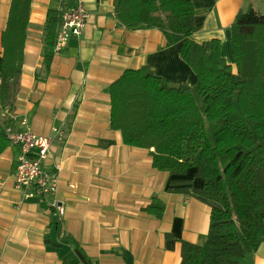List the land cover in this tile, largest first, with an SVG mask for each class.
<instances>
[{
  "label": "crops",
  "instance_id": "obj_1",
  "mask_svg": "<svg viewBox=\"0 0 264 264\" xmlns=\"http://www.w3.org/2000/svg\"><path fill=\"white\" fill-rule=\"evenodd\" d=\"M78 0H32L23 63L14 92L13 128L26 120L36 135L54 139L43 169L58 167L56 194L21 201L14 188L20 149L0 156V264H180V245L201 246L207 239L210 208L183 190H200L195 169L170 175L152 167L151 153L123 144L110 129L109 87L127 70L151 69L156 77L191 87L192 69L156 29H126L115 18L116 0H81L89 19L79 37L54 54L42 78V40L46 14L73 8ZM11 0H0V34ZM197 44L217 40L226 64L235 72L231 27L240 13L264 15V0H191ZM73 116V118H71ZM12 124V123H11ZM10 124V125H11ZM157 201L160 218L145 209ZM73 240L75 244L65 242ZM236 264H264V244Z\"/></svg>",
  "mask_w": 264,
  "mask_h": 264
},
{
  "label": "trees",
  "instance_id": "obj_2",
  "mask_svg": "<svg viewBox=\"0 0 264 264\" xmlns=\"http://www.w3.org/2000/svg\"><path fill=\"white\" fill-rule=\"evenodd\" d=\"M31 3L11 0L0 34V156L10 146L4 129L11 121L2 115H11ZM63 12L46 14L44 76L37 79L49 72ZM115 18L126 29H156L179 43L195 81L172 84L148 67L125 71L109 87L110 129L126 146L152 149L155 170L184 175L195 169L202 179L200 190L183 191L210 208L207 239L201 246L181 242L180 264H236L264 244V15H237L231 27L235 72L219 41L190 39L201 29L191 0H116ZM145 211L160 218L163 206L152 201Z\"/></svg>",
  "mask_w": 264,
  "mask_h": 264
},
{
  "label": "built area",
  "instance_id": "obj_3",
  "mask_svg": "<svg viewBox=\"0 0 264 264\" xmlns=\"http://www.w3.org/2000/svg\"><path fill=\"white\" fill-rule=\"evenodd\" d=\"M88 19L89 15L81 0H78L73 8L62 13L54 54H58L71 37L81 35ZM2 117L12 123L4 129L7 139L11 145H16L20 149L14 184L15 190L21 194L20 203L32 199L36 195H42L51 199L52 207L62 216L64 210L56 199L59 186L58 167L55 171L47 172L43 169V163L48 158L52 141L54 139L63 141L66 134L61 129H53L52 136L33 134L27 126L26 120L21 122L23 130L18 131L13 128L14 117L5 113Z\"/></svg>",
  "mask_w": 264,
  "mask_h": 264
},
{
  "label": "rangeland",
  "instance_id": "obj_4",
  "mask_svg": "<svg viewBox=\"0 0 264 264\" xmlns=\"http://www.w3.org/2000/svg\"><path fill=\"white\" fill-rule=\"evenodd\" d=\"M0 124H1V121H0Z\"/></svg>",
  "mask_w": 264,
  "mask_h": 264
}]
</instances>
